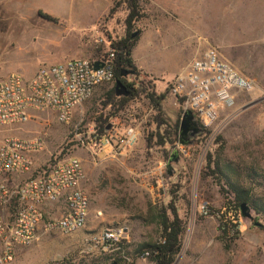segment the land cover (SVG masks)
I'll list each match as a JSON object with an SVG mask.
<instances>
[{"label": "rangeland", "instance_id": "obj_1", "mask_svg": "<svg viewBox=\"0 0 264 264\" xmlns=\"http://www.w3.org/2000/svg\"><path fill=\"white\" fill-rule=\"evenodd\" d=\"M119 1L0 0V75L18 71L28 77L40 66L103 54L112 40L124 35L125 10ZM139 1L143 16L130 32L137 36L131 58L140 74L125 78L141 87L150 81L155 93L165 94L161 114L168 131L178 127L180 118V109L166 90L176 75L173 71L182 60L183 69L205 48H215L220 59L264 88V0ZM37 10L55 20L43 19ZM111 86L113 82L96 86L72 110L67 124L45 110L34 112L21 124L0 128V139L15 135L42 140V149L31 153L32 169L17 179L74 156L83 167L80 187L88 199L82 228L63 234L40 227L36 239L16 247L5 264H107L110 256L91 245L88 237L116 225L125 227L121 246L129 264H148L151 261L140 257L138 246L156 241L158 229L152 218L157 207L169 202L183 222L179 250L171 264H264V212L243 202L250 217L240 215L234 233L223 238L217 214L232 197L224 192L223 181L208 175L204 167L207 153L218 156L221 164L235 168L232 178L248 190L253 204L264 206V101L256 98L257 93H239L235 111L223 121L230 110L220 112V120L205 135L208 142L202 151L203 137L170 133L167 141L158 143L160 137L151 134L161 135L163 129L155 127L154 112L143 93L110 115L112 109L101 104ZM98 114L113 119L117 136L127 128L137 129L129 149L119 150L114 140L110 147L93 142V120ZM179 139L184 143L179 144ZM201 203L211 216L197 212ZM62 207L61 202L55 204L53 216L58 217ZM46 220L45 216L41 225Z\"/></svg>", "mask_w": 264, "mask_h": 264}, {"label": "built area", "instance_id": "obj_2", "mask_svg": "<svg viewBox=\"0 0 264 264\" xmlns=\"http://www.w3.org/2000/svg\"><path fill=\"white\" fill-rule=\"evenodd\" d=\"M112 57V51L107 50V54L90 60L73 58L40 66L28 77L18 71L0 75V128L21 124L34 112L45 110L53 112L59 123L67 124L72 110L88 99L96 86L112 81ZM94 62L99 66L93 68ZM166 90L174 98L180 115L182 111H189L207 131L220 120L222 110H230L222 121L235 111L239 93H257L256 98L264 101V88L220 59L213 47L205 48L192 58L173 77ZM116 132L112 128L93 142L110 147L116 138L118 149L124 151L136 140L135 127L127 128L122 136H117ZM207 142L205 138L202 151ZM42 147L38 136L5 135L0 139V210L6 211L0 213V264L12 259L16 247L32 243L40 227L70 234L85 224L88 199L80 187L84 172L78 158L68 156L46 169H33L34 175L17 179L32 169L31 153ZM59 202L63 210L55 217L52 207ZM197 212L204 217L211 216L210 209L202 203ZM45 216L47 220L41 225ZM235 227L228 231V236L234 233ZM124 232L125 227L121 225L105 226L91 234L88 242L111 259L120 258L123 264H129L121 246ZM147 256V251L140 253L141 258Z\"/></svg>", "mask_w": 264, "mask_h": 264}, {"label": "trees", "instance_id": "obj_3", "mask_svg": "<svg viewBox=\"0 0 264 264\" xmlns=\"http://www.w3.org/2000/svg\"><path fill=\"white\" fill-rule=\"evenodd\" d=\"M119 2L125 10L123 18L124 35L116 40H112L110 44H108L107 50H111L113 53L111 60L113 78L111 82L119 80L126 87L127 94L124 96H116L114 94L113 86H111L104 91V100L101 105L102 107L108 106L112 109V112L109 113H111L110 115H113L114 112L122 110L128 101L136 98L139 93H143L144 98L154 112L152 119L155 127L163 129L161 135H159L158 132H153L151 136L160 137L158 143H163L167 141L170 133L179 136L177 126L171 128L169 132V126L166 125V120L162 117L161 103L165 98V94L163 92L155 93L153 91V85L150 81L147 82L145 87H141V83L138 85L136 82L127 81L125 76L120 75V72L125 70L132 71V74L135 76L140 74V70L136 68L131 58V50L137 36L133 35L130 30L134 26L135 22L143 16V13L139 0H120ZM37 13L45 20H55L53 16L45 12H41L40 10H37ZM107 50L103 52V55L107 54ZM106 117L107 116L102 118L101 114H98L94 118V132L92 133L93 139L102 134L107 135L113 128V119L106 120ZM194 122L197 126V134L195 136L205 138L208 131L203 130L198 125L196 120H194ZM200 138H196V140ZM217 139L219 140V137ZM114 141H116V138H114ZM148 141L149 140L147 139V143ZM217 157L212 156L211 153H207L205 155L204 167L208 169V172H210L208 175L216 177L220 182L221 180L223 181V185L226 186V190H224V192L229 193L232 197L231 200L223 203L219 210L220 213L218 214V227L221 231V236L223 238H228V231L240 220L241 213L239 207L243 202H251L256 212H264V206L263 204H253L254 200L248 190H246V188H244L239 181L232 178V176L235 175V168L227 163L221 164ZM39 168L46 169V166L43 165ZM152 220L158 229V237L153 243L140 244L137 252L141 253L143 251H147V259L154 264H171L175 254L179 250V237L183 231V222L177 215L174 205L170 202L165 206L157 207ZM111 263L121 264L122 260L114 257L107 262V264Z\"/></svg>", "mask_w": 264, "mask_h": 264}, {"label": "water", "instance_id": "obj_4", "mask_svg": "<svg viewBox=\"0 0 264 264\" xmlns=\"http://www.w3.org/2000/svg\"><path fill=\"white\" fill-rule=\"evenodd\" d=\"M92 66H93V68H96L97 66H99V64L94 62ZM132 73L133 72L130 70H125V71H121L120 75L125 76L127 74H132ZM113 89H114V94L116 96H119V95L124 96L127 94L126 87L119 80H115L113 82ZM177 129H178L180 137L187 135V138H193L196 135L195 131H196L197 127H196V124L194 122L193 116L189 111H182L180 118H179V121H178ZM179 143L183 144L184 141L179 139ZM174 154H175V152H172L170 155V158H173ZM245 208H246V203H242L240 205L241 216L249 218L250 213L248 211H245ZM111 264H115V263H111Z\"/></svg>", "mask_w": 264, "mask_h": 264}, {"label": "crops", "instance_id": "obj_5", "mask_svg": "<svg viewBox=\"0 0 264 264\" xmlns=\"http://www.w3.org/2000/svg\"><path fill=\"white\" fill-rule=\"evenodd\" d=\"M183 63H184V60H182L181 63L174 69L173 74H177L181 71V69H182L181 67H182ZM152 69H153V71H156V69H154L153 67H152ZM178 69H180V70L178 71ZM161 72L162 71H159L158 73H161ZM132 264H146V263H144L142 261H134ZM148 264H154V263L150 262Z\"/></svg>", "mask_w": 264, "mask_h": 264}, {"label": "flooded vegetation", "instance_id": "obj_6", "mask_svg": "<svg viewBox=\"0 0 264 264\" xmlns=\"http://www.w3.org/2000/svg\"><path fill=\"white\" fill-rule=\"evenodd\" d=\"M187 136V135H186Z\"/></svg>", "mask_w": 264, "mask_h": 264}]
</instances>
